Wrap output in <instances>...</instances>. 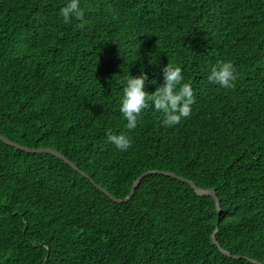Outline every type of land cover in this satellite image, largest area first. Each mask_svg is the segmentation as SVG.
I'll list each match as a JSON object with an SVG mask.
<instances>
[{"label":"trees","instance_id":"16d2710c","mask_svg":"<svg viewBox=\"0 0 264 264\" xmlns=\"http://www.w3.org/2000/svg\"><path fill=\"white\" fill-rule=\"evenodd\" d=\"M67 2L0 0V136L78 170L0 141V264H264V0H80L65 24ZM221 62L231 88L207 79ZM167 63L191 115L127 129L124 77L151 93Z\"/></svg>","mask_w":264,"mask_h":264},{"label":"clouds","instance_id":"9594fccd","mask_svg":"<svg viewBox=\"0 0 264 264\" xmlns=\"http://www.w3.org/2000/svg\"><path fill=\"white\" fill-rule=\"evenodd\" d=\"M59 16L63 23L69 24L73 20L83 21L84 11L80 7V0H68L60 8ZM139 75L128 74L122 81L123 93L119 104V112L127 121L129 130L137 127L142 111L151 106L155 111L163 114L164 127L179 124L182 118L191 115L194 103L193 91L189 83H185L182 69L179 66L167 63L160 71L163 75V85L155 87L149 93L145 90L146 81L155 85L156 81L149 80L148 75L141 67ZM209 82L218 84L223 88H231L236 80L235 70L231 62H221L213 66L207 76ZM108 141L118 150L126 151L131 146V141L125 134L106 133Z\"/></svg>","mask_w":264,"mask_h":264},{"label":"water","instance_id":"95a60500","mask_svg":"<svg viewBox=\"0 0 264 264\" xmlns=\"http://www.w3.org/2000/svg\"><path fill=\"white\" fill-rule=\"evenodd\" d=\"M0 141H2L4 144H6V145H8V146H10V147L16 148V149H18V150H20V151H23V152H25V153H30V154H34V153H37V154H39V153L52 154V155H54V156H56V157L62 159L63 161H65V162H66L68 165H70L73 169L77 170V168L74 166V164H72L71 162H69L68 160H66L62 155H60V154L57 153L56 151L49 150V149H38V150H34V149H29V148L21 147V146L15 144V143L9 141L8 139H5V138L2 137V136H0ZM77 171H78V170H77ZM151 173H156V172H150V173L144 174V175H142V176H141V177H140V178L134 183V185H133V187H132V190H131V192H130V195H129L125 200H123V201L116 200L115 198L109 196L108 194H107V195H108V196H109L114 202H116V203H122V202L129 201V200L131 199V197L133 196V194H134V190H135V187L137 186V184H138V183H139V182H140L145 176H147L148 174H151ZM162 174L167 175V176L175 177V178H177V179H179V180H181V181H183V182H185V183H188V184L194 189L195 193H196L197 195H199V196H209V197H212V198L215 200V202H216V208H217V211L220 213V205H219V202H218V199H217V197H216V194H215V191H214V190H208V191L200 190V189H198V188L194 185V183H192V182H190V181H188V180L182 179V178H180V177H176L174 174H170V173H162ZM212 240H213V243H214L215 245H218L217 242H216V240H215V238H213ZM221 252H222L223 254H225L226 256H229V255H230V254H228V253L225 252V251H222V250H221Z\"/></svg>","mask_w":264,"mask_h":264}]
</instances>
